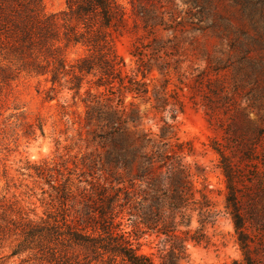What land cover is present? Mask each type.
I'll return each instance as SVG.
<instances>
[{"label":"rangeland","instance_id":"rangeland-1","mask_svg":"<svg viewBox=\"0 0 264 264\" xmlns=\"http://www.w3.org/2000/svg\"><path fill=\"white\" fill-rule=\"evenodd\" d=\"M68 1L44 0L45 11ZM117 1L115 79L94 72L78 96L65 82L52 91L45 77L0 81V202L90 230L106 187L121 195L119 211L141 209L156 229L176 213L178 239L153 231L135 242L155 264L170 263L173 249L178 264H243L222 153L264 264V0ZM87 56L81 44L68 50L71 64ZM179 164L192 185L185 199L174 193L183 174L170 172ZM14 243L0 264H27V255L8 257Z\"/></svg>","mask_w":264,"mask_h":264},{"label":"trees","instance_id":"trees-1","mask_svg":"<svg viewBox=\"0 0 264 264\" xmlns=\"http://www.w3.org/2000/svg\"><path fill=\"white\" fill-rule=\"evenodd\" d=\"M124 16L117 0H70L68 10L54 14L45 11L44 0H0V81L9 83L22 74L45 77L52 91L65 82L68 90L78 96L85 78L94 72L100 73L101 81L115 79L122 61L114 49L110 30L113 22ZM79 44L87 48L89 56L71 64L68 50ZM220 156L227 180L226 209L234 224L243 264H261L254 254L242 213L236 171L224 154ZM170 172H179L184 177L183 181L177 179L174 193L181 199L192 196L184 167L172 165ZM71 190L68 188L62 198L71 194ZM98 196L99 223L90 230L76 229L67 217L53 222L31 218L15 205L0 202V249L14 239L8 257L27 255L23 260L27 264H116L119 259L123 264H155L135 242L153 231L179 238V223L173 216L176 213L168 224L156 229L144 221L141 209L119 211L122 198L118 192L108 193L102 187ZM125 213L129 216L127 225H123ZM180 253L179 249H173L170 263L164 260L161 264H178Z\"/></svg>","mask_w":264,"mask_h":264}]
</instances>
